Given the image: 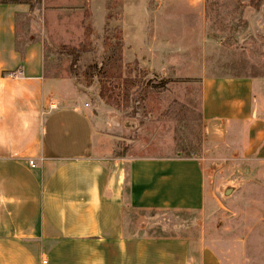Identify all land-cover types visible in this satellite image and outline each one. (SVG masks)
Instances as JSON below:
<instances>
[{"label":"crops","instance_id":"obj_1","mask_svg":"<svg viewBox=\"0 0 264 264\" xmlns=\"http://www.w3.org/2000/svg\"><path fill=\"white\" fill-rule=\"evenodd\" d=\"M29 11L0 0V264H224L203 239L150 234L142 218L205 210L204 155L112 156L104 130L119 118L47 71L43 41L19 44ZM262 84L203 77L205 154L213 143L264 161Z\"/></svg>","mask_w":264,"mask_h":264},{"label":"rangeland","instance_id":"obj_2","mask_svg":"<svg viewBox=\"0 0 264 264\" xmlns=\"http://www.w3.org/2000/svg\"><path fill=\"white\" fill-rule=\"evenodd\" d=\"M19 1L30 7L19 44L43 41L47 71L119 118L104 130L112 156L204 155L205 210L143 211L149 233L203 239L224 264H264V161L213 143L205 154L201 91L204 76L264 88V0ZM67 49L79 52L75 70ZM92 64L100 71L87 77Z\"/></svg>","mask_w":264,"mask_h":264},{"label":"trees","instance_id":"obj_3","mask_svg":"<svg viewBox=\"0 0 264 264\" xmlns=\"http://www.w3.org/2000/svg\"><path fill=\"white\" fill-rule=\"evenodd\" d=\"M66 52L72 56L70 66L73 70H75V67L77 66V60L79 58V52H77L75 49H67ZM99 71L100 69L98 68L97 64H92L86 68L85 75L87 77H92L95 73H99Z\"/></svg>","mask_w":264,"mask_h":264},{"label":"water","instance_id":"obj_4","mask_svg":"<svg viewBox=\"0 0 264 264\" xmlns=\"http://www.w3.org/2000/svg\"><path fill=\"white\" fill-rule=\"evenodd\" d=\"M232 190H233L232 187H227L224 192L225 194H229L230 192H232Z\"/></svg>","mask_w":264,"mask_h":264},{"label":"built area","instance_id":"obj_5","mask_svg":"<svg viewBox=\"0 0 264 264\" xmlns=\"http://www.w3.org/2000/svg\"><path fill=\"white\" fill-rule=\"evenodd\" d=\"M52 105H54V104H52ZM32 165H34L33 162H32Z\"/></svg>","mask_w":264,"mask_h":264}]
</instances>
